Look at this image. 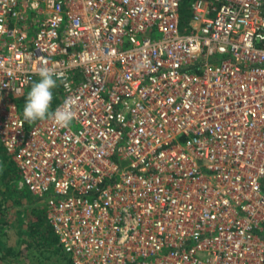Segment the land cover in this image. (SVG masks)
<instances>
[{
  "label": "built area",
  "instance_id": "2783aa9c",
  "mask_svg": "<svg viewBox=\"0 0 264 264\" xmlns=\"http://www.w3.org/2000/svg\"><path fill=\"white\" fill-rule=\"evenodd\" d=\"M182 6L0 0V143L71 264H264V0ZM40 67L69 127L19 112Z\"/></svg>",
  "mask_w": 264,
  "mask_h": 264
},
{
  "label": "rangeland",
  "instance_id": "374dc122",
  "mask_svg": "<svg viewBox=\"0 0 264 264\" xmlns=\"http://www.w3.org/2000/svg\"><path fill=\"white\" fill-rule=\"evenodd\" d=\"M183 1L190 7L195 0ZM52 91L50 111L59 102L60 95L57 86ZM20 102L25 104L22 100ZM18 176L15 162L0 143V264H69L60 246L45 241L41 235L32 234L33 226L39 223L37 214L44 213L45 209L34 210L31 194ZM44 228L50 231L46 221ZM52 236L51 233L50 239ZM30 244L31 247L27 248Z\"/></svg>",
  "mask_w": 264,
  "mask_h": 264
},
{
  "label": "clouds",
  "instance_id": "9594fccd",
  "mask_svg": "<svg viewBox=\"0 0 264 264\" xmlns=\"http://www.w3.org/2000/svg\"><path fill=\"white\" fill-rule=\"evenodd\" d=\"M38 75L40 77L39 82L32 85L26 97L23 108L24 121L31 124L38 120L50 119L59 128L69 127L76 117V113L73 111V107L77 103L75 98H68L55 111H50L53 100L52 90L56 88L57 79H61L62 74L56 73L54 69L49 67H40Z\"/></svg>",
  "mask_w": 264,
  "mask_h": 264
},
{
  "label": "trees",
  "instance_id": "16d2710c",
  "mask_svg": "<svg viewBox=\"0 0 264 264\" xmlns=\"http://www.w3.org/2000/svg\"><path fill=\"white\" fill-rule=\"evenodd\" d=\"M190 18V14H189V7H187L186 6V4H185V1H183V6H182V19L184 20V21H188V19ZM198 70H199V67H197L196 69H194V70H192V72H196V73H198ZM200 71V70H199ZM39 82V81H38ZM23 102H26V98H25V96L21 99ZM20 100V101H21ZM20 101H18V109H19V112L21 113V115L23 116V108H24V105H21V102ZM18 173H19V171H18ZM19 176H20V174H19ZM18 176V177H19ZM31 196V198H32V203H33V206H34V210L35 211H37L40 207H43L44 209H45V206H44V203L42 202V201H40V200H38L37 198H35L34 196H32V195H30ZM42 203H43V206H42ZM35 213V212H34ZM37 217H38V221H39V223L36 225V226H33V228H32V234L34 235V236H36V235H41V237H43V239L45 240V241H47V242H49V243H55L56 244V246L57 247H59V243H58V240H57V238L55 237V235L53 234V232H52V230H51V228H50V225H49V223H48V220H47V215H46V209H45V212L43 213H38L37 214ZM45 221H46V223H47V225H48V227L50 228V231H51V233L53 234V236L51 237V239H50V231L48 230V229H46V228H44V225H45ZM41 232V233H40ZM29 247H31V244L30 245H28V247L27 248H29ZM0 249L2 250V248H1V244H0ZM26 250V249H25ZM64 258H65V260H67V262L69 263V264H71L70 263V261L67 259V257L64 255Z\"/></svg>",
  "mask_w": 264,
  "mask_h": 264
}]
</instances>
